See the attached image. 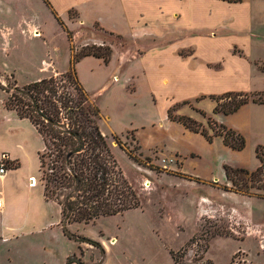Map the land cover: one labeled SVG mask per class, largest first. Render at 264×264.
Returning a JSON list of instances; mask_svg holds the SVG:
<instances>
[{
	"label": "rangeland",
	"instance_id": "1",
	"mask_svg": "<svg viewBox=\"0 0 264 264\" xmlns=\"http://www.w3.org/2000/svg\"><path fill=\"white\" fill-rule=\"evenodd\" d=\"M256 4L263 24L254 22L253 34L261 36L260 40L254 37V45H259L264 55V0ZM70 19L73 25L64 21L58 23L43 0H0V84L3 88L15 85L22 88L47 78L43 71L46 63L50 65V77L64 74L60 71L67 73L71 60L86 48L110 47L112 52L113 47L122 53L139 52L164 42L152 37L145 40L118 37L97 24L74 23V12L70 13ZM5 27L12 29L7 39L2 32ZM34 31L39 36H35ZM164 36L163 33L159 37ZM235 52L241 55L239 49ZM260 68L263 69L264 64ZM4 96L7 94L0 90V100ZM91 101L99 104L100 99L91 98ZM198 103L193 101L190 106H181L176 114L192 118L214 135L212 129L218 127L210 126L208 117L218 121L211 114L203 116L197 112L201 109ZM251 116L254 119L248 125ZM157 117L156 122H160L159 111ZM254 121L256 125L259 121L264 123L263 110L244 111L230 117L234 127L245 130L249 142L243 152H233L232 156L224 154L233 162L245 163L238 167L251 173L261 166L256 148L258 142H264V135L252 131ZM101 129L106 132L124 178L140 197V208L89 224L67 225L70 234L90 240L93 245L70 238L62 226L37 233L36 239L26 241L17 253L21 254L18 264H68L71 258L73 264H264V172L255 180L250 175L238 174V180H243L238 182L244 185L242 190L253 193L245 195L237 190L240 187L236 189L221 178L218 155L198 165L201 171L205 168L214 176L198 177L187 167L191 160H197L196 153L185 156L158 147L149 154L154 142L152 136L141 134L142 151L133 133L111 136L106 126L101 125ZM187 139L183 141L188 143ZM213 140L222 143L221 137ZM33 141V148L40 149V140L35 141L33 137ZM196 143L203 151L207 148L201 142ZM216 149L218 154L222 148ZM29 151L27 163L34 169L37 166L35 149ZM221 158L229 165L225 157ZM8 256L6 248H0L2 264H6Z\"/></svg>",
	"mask_w": 264,
	"mask_h": 264
},
{
	"label": "crops",
	"instance_id": "2",
	"mask_svg": "<svg viewBox=\"0 0 264 264\" xmlns=\"http://www.w3.org/2000/svg\"><path fill=\"white\" fill-rule=\"evenodd\" d=\"M256 1L47 0L49 5L43 2L52 15L56 13L61 21L71 25L70 13L74 12V23L97 24L104 31L134 40L151 37L164 40L163 44L139 52L122 53L111 47L108 63L101 58L84 57L75 66L77 79L91 98L100 99L97 105L101 125L107 127L111 136L133 133L139 145L142 133L152 136L154 142L149 154L158 147L185 156L196 153L197 160H191L187 167L198 177L214 176L205 168L201 171L200 166L218 155L221 178L227 180L224 166L246 165L225 156L237 151L225 146L223 139L222 143L214 140L209 143L201 134L184 132L181 124L168 118V111L186 101L190 105L193 101L199 102V111L211 114L219 124L241 133L249 142L245 130L234 127L230 117L244 111H264V105L249 104L226 116L213 112L216 102L211 97L240 92L264 93V69L260 68L264 55L260 53V46L254 45L255 39L260 40L261 36L253 34L254 22L263 24ZM2 32L7 39L12 29L5 27ZM157 33L165 36L159 37ZM238 49L241 55L235 52ZM49 66L46 63L43 68L47 78H50ZM5 99L4 96L0 100V163L6 167L5 173L0 174V248L5 247L9 252L6 264H18L21 254L17 253L26 241L36 239L34 235L42 231L60 226L63 229V219L61 208L47 201L44 194L39 159L45 149L43 138L29 120L20 119L5 107ZM157 111L161 114L160 122H156ZM253 119L248 118V125ZM254 123L252 131L264 135V123ZM102 131L106 135L105 130ZM174 133L179 136L175 137ZM33 137L35 141L40 140V149L33 148ZM185 138L188 143L183 141ZM196 142L207 148L199 149ZM259 146L264 147V142H258ZM140 147L142 150V144ZM217 147L222 148L218 154ZM30 149H35L37 166L34 169L27 163ZM221 157H225L229 165ZM12 163L17 166L10 168ZM32 178L35 188L39 187L37 191L30 186Z\"/></svg>",
	"mask_w": 264,
	"mask_h": 264
},
{
	"label": "trees",
	"instance_id": "3",
	"mask_svg": "<svg viewBox=\"0 0 264 264\" xmlns=\"http://www.w3.org/2000/svg\"><path fill=\"white\" fill-rule=\"evenodd\" d=\"M43 1L49 5L47 0ZM225 1L239 3L242 0ZM53 15L62 24L57 14ZM111 54L110 47L86 48L80 56L71 60V69L67 73L22 88L15 85L5 89L0 84V89L7 94L5 107L14 111L20 119L29 120L43 138L45 149L39 154L41 181L46 200L61 208L63 232L70 238H78L90 245L94 243L70 234L67 225L93 223L100 218L122 215L141 206L138 193L124 178L109 146L108 137L103 134L99 124L100 108L91 101L90 94L79 83L75 70L76 64L84 57L93 56L108 63ZM211 98L216 102L213 112L226 116L237 113L249 104L264 105V93H227ZM183 105H190V102L176 105L168 111L171 121L201 134L209 143L215 137H221L224 145L231 150L240 152L245 149L247 142L241 133L208 118L210 126L213 124L218 127L213 128L214 135H210L197 121L177 115L176 111ZM197 112L206 116L203 111ZM256 155L261 166L255 172L224 166L227 180L249 196L253 193L248 189L242 190L244 185L240 183L243 180H238V177L245 174L255 180L264 172V147H257ZM9 166L15 168L17 164ZM72 260L69 259L68 264H73Z\"/></svg>",
	"mask_w": 264,
	"mask_h": 264
},
{
	"label": "built area",
	"instance_id": "4",
	"mask_svg": "<svg viewBox=\"0 0 264 264\" xmlns=\"http://www.w3.org/2000/svg\"><path fill=\"white\" fill-rule=\"evenodd\" d=\"M6 171V167L3 163H0V174H4ZM31 183L30 186H34L35 185V179H30ZM2 208V203L0 202V209Z\"/></svg>",
	"mask_w": 264,
	"mask_h": 264
},
{
	"label": "bare ground",
	"instance_id": "5",
	"mask_svg": "<svg viewBox=\"0 0 264 264\" xmlns=\"http://www.w3.org/2000/svg\"><path fill=\"white\" fill-rule=\"evenodd\" d=\"M36 36V35H35ZM39 36V35H38Z\"/></svg>",
	"mask_w": 264,
	"mask_h": 264
}]
</instances>
